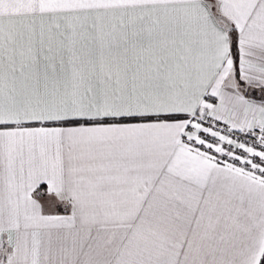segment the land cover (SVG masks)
Returning <instances> with one entry per match:
<instances>
[{
  "label": "snow or ice",
  "instance_id": "snow-or-ice-1",
  "mask_svg": "<svg viewBox=\"0 0 264 264\" xmlns=\"http://www.w3.org/2000/svg\"><path fill=\"white\" fill-rule=\"evenodd\" d=\"M0 264H264V0H0Z\"/></svg>",
  "mask_w": 264,
  "mask_h": 264
}]
</instances>
